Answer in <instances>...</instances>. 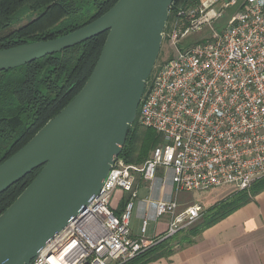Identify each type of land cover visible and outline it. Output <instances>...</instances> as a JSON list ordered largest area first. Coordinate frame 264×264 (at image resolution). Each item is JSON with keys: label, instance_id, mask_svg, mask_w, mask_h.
<instances>
[{"label": "built area", "instance_id": "built-area-1", "mask_svg": "<svg viewBox=\"0 0 264 264\" xmlns=\"http://www.w3.org/2000/svg\"><path fill=\"white\" fill-rule=\"evenodd\" d=\"M225 17V27L216 30ZM204 31L210 36L203 41L183 44ZM164 41L172 56L157 62L137 116L161 143L141 169L118 158L99 195L31 264H124L201 220L204 209H181L166 195L169 186L186 193L244 191L264 178V0H208L178 9ZM135 172L152 191H164L150 199L156 219L169 217L162 237L145 238L149 218L141 236L132 235ZM117 190L130 195L121 212L111 206Z\"/></svg>", "mask_w": 264, "mask_h": 264}, {"label": "water", "instance_id": "water-1", "mask_svg": "<svg viewBox=\"0 0 264 264\" xmlns=\"http://www.w3.org/2000/svg\"><path fill=\"white\" fill-rule=\"evenodd\" d=\"M175 0H119L92 23L54 40L0 51V72L108 33L76 98L0 165V194L40 173L0 216V264H31L97 197L137 120Z\"/></svg>", "mask_w": 264, "mask_h": 264}, {"label": "trees", "instance_id": "trees-1", "mask_svg": "<svg viewBox=\"0 0 264 264\" xmlns=\"http://www.w3.org/2000/svg\"><path fill=\"white\" fill-rule=\"evenodd\" d=\"M119 0H0V51L54 40L99 19ZM201 4V0H175L173 12ZM108 33L81 45L37 60L26 66L0 72V165L25 147L52 119L81 92L90 79L103 51ZM161 143L154 130L136 120L119 156L126 164L142 165ZM41 169L0 194V216L33 182ZM264 191V178L250 189L204 210L192 228L165 239L124 264H149L169 257L176 246L194 243L204 229L228 217ZM127 200L121 203L123 210Z\"/></svg>", "mask_w": 264, "mask_h": 264}, {"label": "crops", "instance_id": "crops-1", "mask_svg": "<svg viewBox=\"0 0 264 264\" xmlns=\"http://www.w3.org/2000/svg\"><path fill=\"white\" fill-rule=\"evenodd\" d=\"M208 1V0H201ZM159 170V174H162ZM135 188L138 198L131 220V232L134 237L141 236V227L144 218H149L146 239H156L165 235L169 227V217L156 219L155 208L150 199L164 197V191L155 188L153 191L141 178H136ZM228 188V187H224ZM231 188V187H230ZM220 189V188H218ZM213 189L204 193L198 200L190 204H182L181 209L200 205L204 210L210 209L228 199L232 193ZM169 199L178 200L175 188L166 189ZM120 198L117 212H121V203L129 198V194L117 191ZM127 194V196H126ZM116 195V194H115ZM179 201V200H178ZM149 264H264V191L258 194L254 201L243 206L228 217L204 229L194 238V243L174 249L167 258L159 259Z\"/></svg>", "mask_w": 264, "mask_h": 264}, {"label": "rangeland", "instance_id": "rangeland-1", "mask_svg": "<svg viewBox=\"0 0 264 264\" xmlns=\"http://www.w3.org/2000/svg\"><path fill=\"white\" fill-rule=\"evenodd\" d=\"M231 12L232 11H229L228 12V15H230L231 14ZM227 20H228V18L227 17H225L224 19H222L219 23H217L216 25H215V29L216 30H221V29H223L224 27H225V25H226V22H227ZM208 36H210V33L209 32H207V31H204L203 33H193V34H191L184 42H183V44L184 45H191V44H195V43H198V42H201V41H203L205 38H207ZM172 56V53H171V50H170V47H169V45H168V42H165V41H163V44H162V48H161V52H160V55H159V58H158V60H157V62H160V63H162V62H164V61H166V60H168L170 57ZM152 153V152H151ZM151 153H150V155H149V158H150V156H151ZM147 162V161H146ZM145 162V163H146ZM144 163V164H145ZM144 164H142V165H136V164H131V165H133V166H135L136 168H138V169H141L142 167H143V165ZM134 176L136 177V178H140V175H139V173L138 172H135L134 173ZM229 189L234 193V192H236V190L235 189H233V188H230V187H228V188H220V189H218V190H216V191H228V193H232L231 191H229ZM117 191H120V190H117ZM116 191V192H117ZM115 192V194H114V197H113V199H112V202H111V206H112V208H114V209H116L117 207H118V201H119V198H120V196H119V194H117ZM204 195V193H201V192H192V193H177V195H176V197H177V199L179 200H177V202H178V205L179 206H181L182 204H185V206L186 205H188V204H190L192 201H196V200H198L199 199V197L200 196H203ZM126 196H127V194H126Z\"/></svg>", "mask_w": 264, "mask_h": 264}]
</instances>
